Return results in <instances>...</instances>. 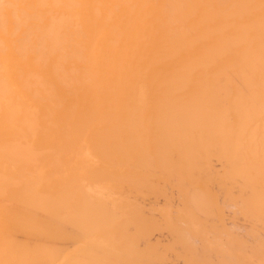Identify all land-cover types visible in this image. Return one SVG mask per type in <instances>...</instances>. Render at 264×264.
Instances as JSON below:
<instances>
[{
	"label": "bare ground",
	"instance_id": "1",
	"mask_svg": "<svg viewBox=\"0 0 264 264\" xmlns=\"http://www.w3.org/2000/svg\"><path fill=\"white\" fill-rule=\"evenodd\" d=\"M84 135L82 184L165 173L202 207L186 184L215 156L264 223V0H0V264H136L137 215L63 182Z\"/></svg>",
	"mask_w": 264,
	"mask_h": 264
},
{
	"label": "rangeland",
	"instance_id": "2",
	"mask_svg": "<svg viewBox=\"0 0 264 264\" xmlns=\"http://www.w3.org/2000/svg\"><path fill=\"white\" fill-rule=\"evenodd\" d=\"M82 138L83 141L82 139L80 141L81 145H78V147H80H76L77 149H70L71 152L69 151V153H67L68 155L63 157V159L67 157L69 158L67 160L65 159L68 166L66 163L64 164L65 167L63 166L62 168L63 172L62 169H59L60 172L63 173L64 183H67L65 182L66 179H70V183L72 181L74 182V180H71L72 175H68V173L74 172L76 177L77 174L78 176L80 175L79 179L75 176V178H73L78 182V180L83 179L82 174H87L88 171H86V168L88 165L90 166H88L87 170L93 168L91 166V159L94 158L93 152L88 146L86 135H84ZM82 144H86V150L82 151V149L84 148ZM74 150L76 151L75 155L73 154ZM71 156L73 158V161L70 162ZM52 159L53 160H51V158H47L41 162L48 163V169L54 168V164H56V161L54 160V158ZM83 159H86V161ZM88 159H90L91 161ZM87 160L89 161L88 163ZM68 161L70 162V164L68 163ZM81 161H83L84 164ZM42 163H38V169H40ZM78 163L80 164V166H82V164L85 165L86 163L88 165L86 164L84 166V169H82V166L81 170L78 169V172L76 171V174L74 170L71 171L70 169L76 167L75 164L78 165ZM57 164L59 165V161ZM58 165L57 167L55 166L57 170L53 169L54 172H58V168H60ZM223 166L224 163L222 160L215 156H208L205 159L198 160L194 173H190L191 177H193V180L191 179L189 184H186V186L188 185L187 189L190 192H197L204 197L206 204L202 207H198L194 204L189 203L185 197V193L179 187H177L175 182H173L174 179H171L165 173L163 175H160L158 173L157 175L149 178L145 177L141 182L128 184L125 183L123 187V181L117 180L116 182L115 179H109L108 177H106L107 179H105L101 175L99 176V180H96L98 176L96 178L94 177L96 183L95 180H92L94 179L92 178V176V179L85 178L84 182L83 180H81L83 184L80 183V181L78 183L82 184V187L80 186V188L83 190V192H85L88 196L93 197L97 202L103 204L109 203V205H104L109 212L115 213L118 216H120L122 212L129 215H137V221L139 222H135V224L131 223L129 225L130 230L133 231L132 234L134 235V251H139L138 253L140 254L139 256L137 252H134L136 256L138 255V257L136 258L133 253V256L131 255V258L129 257V260H133V258L136 259L133 260L136 264H142V262H144L143 264H264V223L256 216H251L244 209L242 189L240 187H234L230 181H227V179L224 178V176L222 175L225 171ZM85 171L86 173H84ZM44 174H46V172L42 175ZM56 174L59 175V172ZM101 177H103V179ZM154 177L157 178V180ZM73 182L71 183V185L76 186V184H74L75 182ZM121 183L122 185H120ZM80 184L77 185L79 186ZM199 186L203 189H200ZM217 199L218 203L216 204ZM211 201L214 202L212 203ZM239 207L241 208L239 209ZM216 208L217 210L219 208V210L217 211ZM216 212H218V214ZM150 214H152L151 218L149 217ZM216 214L218 215V217ZM154 216L155 218H153ZM141 217L143 218L141 219ZM177 219L182 222L178 221ZM40 229H44L42 231L46 232L44 227ZM64 233H66V235H63ZM67 234L70 237L67 236ZM61 235L66 239V245L67 247L69 246L68 248L71 249V251L78 249L79 246H82L80 244L84 242L82 237L76 235V233L73 234L70 231H62ZM71 235H76L79 237V239L76 236V238L73 237V239ZM36 236L39 235L36 234ZM203 237L206 239H203ZM210 237H212L213 239ZM146 241L150 243V245ZM156 243H158L159 246L155 247L157 249L155 253L153 252L154 250L152 252L149 251L147 247L157 245ZM167 245L171 247L169 248ZM251 246H253L254 248H252ZM136 247L140 248V250ZM145 248L148 249H146L147 251H149L148 254L146 253L147 251L145 250ZM152 249H154V247L150 250ZM174 249L176 252L173 251ZM143 250L145 251L143 252ZM261 258L263 259L261 260ZM230 259H232L234 262Z\"/></svg>",
	"mask_w": 264,
	"mask_h": 264
}]
</instances>
